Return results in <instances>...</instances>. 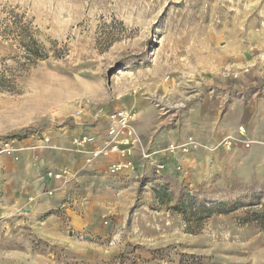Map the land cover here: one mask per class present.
Returning a JSON list of instances; mask_svg holds the SVG:
<instances>
[{"label":"rangeland","instance_id":"374dc122","mask_svg":"<svg viewBox=\"0 0 264 264\" xmlns=\"http://www.w3.org/2000/svg\"><path fill=\"white\" fill-rule=\"evenodd\" d=\"M12 14L47 59L26 62L5 32ZM259 75L264 0H0V185L16 183V147L70 127L103 131L115 110L135 113L142 150L133 168L82 173L60 198L96 203L98 223L80 234L89 253L40 223L17 240L8 219L3 264H16V245L51 264H264V227L247 221L264 211Z\"/></svg>","mask_w":264,"mask_h":264},{"label":"crops","instance_id":"0c3cea01","mask_svg":"<svg viewBox=\"0 0 264 264\" xmlns=\"http://www.w3.org/2000/svg\"><path fill=\"white\" fill-rule=\"evenodd\" d=\"M259 76L258 80L263 82L261 84L263 86L264 75ZM244 78L245 76L240 79V85H243ZM136 125L138 126V123ZM83 130V127H70L62 133L54 134L49 143L35 144L36 147H24L21 151H18L16 183L6 188L0 185V188H2L0 190L3 191V194H0V237L5 234L1 230V226L6 220L11 219L16 225L13 227L11 235H16L17 240H29L30 235L36 230L35 225L40 223L39 230H42L41 232L47 236H51L50 230L54 227L56 231L53 235L57 239H64V232H67L70 237L67 239L70 240V246L78 253H89L94 248L85 242H81L80 234L98 223L97 220H93L95 215L92 216L94 214H92V211L98 209L96 203L88 199L89 196L82 200L76 199L75 195L77 194L73 195V198L70 197L72 199L71 204L63 203L60 198L63 197L65 192H69V195L74 193L70 191L71 186L81 179L82 173L90 174L94 178L97 173L106 172L110 164L118 161L119 157L117 154H111L100 157L94 163H86L83 154L72 150L73 139L82 134ZM138 130L141 129L138 127ZM141 136L143 142L152 143L148 146L153 145L155 147V139H152V136L146 137L144 133ZM37 146H40V148ZM142 148L145 150L144 147ZM141 152V148L137 147L135 149L133 156L135 161L141 160ZM65 167L70 171L65 179H54L52 177L55 170L58 171ZM48 169L52 171L46 173ZM97 190L101 191L102 189L97 188ZM49 191H53V193L49 195ZM93 200L95 199L93 198ZM60 206L65 211L64 215L67 216L65 221L61 220L59 216H55L56 213H59L55 211H58L57 208ZM49 212L53 214L39 220L40 216ZM64 223L68 225L67 230H65ZM87 237L89 236L87 235ZM22 248L24 246L16 245V264H51L45 261L37 262L34 259L35 255L31 251V247H26L27 252L25 255L21 250ZM1 256H4L3 251L0 252V264H3V257Z\"/></svg>","mask_w":264,"mask_h":264},{"label":"built area","instance_id":"2783aa9c","mask_svg":"<svg viewBox=\"0 0 264 264\" xmlns=\"http://www.w3.org/2000/svg\"><path fill=\"white\" fill-rule=\"evenodd\" d=\"M135 113L127 109H120L111 112L107 117V127L101 131L92 133H82L73 139V151L85 156L88 164L96 162L102 156L117 154L118 161L110 164L109 169L112 173H117L134 167L133 152L136 145L140 142V137L136 134L132 125ZM46 142L50 139L46 138ZM5 150L15 153L13 147L6 145ZM174 148V146H172ZM16 147V155L18 153ZM70 174L68 168L55 170L54 178L63 179ZM50 194L53 191H49Z\"/></svg>","mask_w":264,"mask_h":264},{"label":"trees","instance_id":"16d2710c","mask_svg":"<svg viewBox=\"0 0 264 264\" xmlns=\"http://www.w3.org/2000/svg\"><path fill=\"white\" fill-rule=\"evenodd\" d=\"M5 32L15 36L28 64H35L37 61L47 59L50 56L45 45L32 35L30 26L23 22L22 17L18 14L10 16ZM55 56L60 57L62 55L56 54ZM251 216L247 221L257 222L264 227V211H255Z\"/></svg>","mask_w":264,"mask_h":264},{"label":"bare ground","instance_id":"6f19581e","mask_svg":"<svg viewBox=\"0 0 264 264\" xmlns=\"http://www.w3.org/2000/svg\"><path fill=\"white\" fill-rule=\"evenodd\" d=\"M241 130V129H240Z\"/></svg>","mask_w":264,"mask_h":264}]
</instances>
